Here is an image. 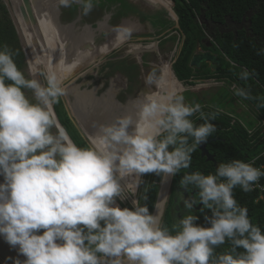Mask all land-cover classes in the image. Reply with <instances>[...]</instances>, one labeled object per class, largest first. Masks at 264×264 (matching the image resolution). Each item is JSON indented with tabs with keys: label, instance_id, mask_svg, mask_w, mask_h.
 Wrapping results in <instances>:
<instances>
[{
	"label": "clouds",
	"instance_id": "9594fccd",
	"mask_svg": "<svg viewBox=\"0 0 264 264\" xmlns=\"http://www.w3.org/2000/svg\"><path fill=\"white\" fill-rule=\"evenodd\" d=\"M73 3L88 15L95 0H58L60 7ZM203 24L212 31L218 23ZM156 29L152 34L161 33ZM209 54L190 56L189 63H215L217 54ZM14 55L0 46V239L16 252L13 264H264V230L234 196V189L250 192L264 176L253 162H219L207 174L185 171L175 203L183 204L184 214L173 211L175 222L162 225L160 180L171 182L191 167L192 154L216 131L215 113L187 103L151 73L145 84L157 91L134 100V113L99 124L80 146L50 110L65 95L63 69L26 77ZM237 75L247 81L251 74ZM174 77L191 86L203 81ZM232 93L264 107V96L254 97L247 86H233ZM147 175L161 177L152 211L147 186L138 195ZM189 190L196 195L185 196ZM225 244L228 249L218 252Z\"/></svg>",
	"mask_w": 264,
	"mask_h": 264
},
{
	"label": "trees",
	"instance_id": "16d2710c",
	"mask_svg": "<svg viewBox=\"0 0 264 264\" xmlns=\"http://www.w3.org/2000/svg\"><path fill=\"white\" fill-rule=\"evenodd\" d=\"M5 5L0 1V46L7 45L15 55L17 67L23 72L24 66V52L26 51L21 33L15 22L14 16L10 9L8 0H3ZM169 4V0H166ZM173 9L179 16L189 19L190 23L195 27L194 29L184 28L179 24V29L184 34L179 53L175 58L173 71L178 80H185L192 77H202L203 81H211L213 83L223 80L228 84V87L233 86H247L250 88L251 94L255 96H264V0H172ZM121 5H125L124 1ZM74 11V5L71 7ZM70 10V11H71ZM147 15H154V12ZM165 15V14H164ZM177 15V17H178ZM142 13L140 14V17ZM199 17L212 21L214 23H226L221 26V30L217 27L212 31H208L211 40L207 44L204 39L207 34L204 31V24H200ZM12 18V19H11ZM13 20V21H12ZM85 20H88L85 18ZM13 22L18 30L13 27ZM171 17L166 15V18L159 19L158 27L173 25ZM152 27L155 24L151 22ZM223 26V27H222ZM172 27V26H171ZM158 31V29H156ZM193 31V32H192ZM194 35L199 38V44L202 48H211L217 54L219 53L224 58H227V65L220 61L219 56L216 57V62H200L199 67H194L193 71L189 67L188 62L190 59L194 42L196 41ZM17 36H20L21 42ZM121 59L113 60L112 58L100 63L93 69V81L102 79L105 83L106 72L109 69L117 70L115 67ZM108 64L110 67H108ZM213 65V72L208 69V65ZM136 68V66L134 65ZM210 67V66H209ZM116 68V69H115ZM247 69L250 78L247 81H242L238 77V73ZM129 77V74L124 75ZM190 83H192L190 81ZM209 85V82L207 83ZM233 88V87H232ZM232 88L228 89L227 86H222V91L218 95L217 101L225 105L232 104L233 101L242 102L251 109L249 116L254 120L238 118L229 108L225 110L215 109L218 105L202 106V111L207 113H215V118L211 120L214 124L216 131L209 137V142H206L204 147L212 155L213 161L206 160L205 155L202 154L200 146L192 154V164L189 169L182 170L181 173L171 178L169 185V192L167 200L162 213V225L171 227L175 222L173 211L178 213V216L183 215L181 212L183 204L180 203L174 208L173 204L177 200V189L179 187L180 177L185 171H200L205 174L214 172L219 162H227L233 159H241L246 162H253L256 167L264 171V107L258 106L257 100H244L235 96L232 93ZM100 89H103L102 86ZM195 89V88H192ZM190 89V90H192ZM196 89H206V87H199ZM195 89V90H196ZM222 93V94H221ZM222 100V101H221ZM192 103H195L192 101ZM209 103V101H208ZM221 105V104H219ZM53 111L59 124L66 130L72 133L78 132L71 122L70 117L67 115L66 110L64 115L60 114V107H63L62 99L52 105ZM53 114V113H52ZM198 115V114H197ZM195 123H203L202 120L195 119ZM79 133V132H78ZM71 138V135H69ZM80 146H87L88 143L83 138V143H77ZM160 176L147 175L142 179L145 182L141 185L140 193H143L145 186L148 188V206L150 211L153 210V204L156 199L158 190V182ZM258 184H264V176L258 181ZM195 192L189 190L185 192V196L191 198L195 196ZM234 196L237 202L248 208L249 217L254 224L259 225L264 230V189H260L253 185L250 192H243L238 187L234 189ZM143 203V201H142ZM177 204V203H176ZM199 207V206H197ZM201 222L203 218L201 217ZM229 245L225 244L217 249V251L227 250Z\"/></svg>",
	"mask_w": 264,
	"mask_h": 264
},
{
	"label": "rangeland",
	"instance_id": "374dc122",
	"mask_svg": "<svg viewBox=\"0 0 264 264\" xmlns=\"http://www.w3.org/2000/svg\"><path fill=\"white\" fill-rule=\"evenodd\" d=\"M0 1L2 2V4L5 5L3 0ZM123 1L125 3L124 6L121 5V2ZM98 3H101V6L95 3L94 5L95 8L93 7L92 11L88 14V18H86L88 19L87 21H85V19H82V17L85 15H83L81 13V10H79L80 5L78 3H77L78 4L77 8L76 7L74 8L75 11L72 15H70L69 12L71 10V6L55 7L58 14L57 17L59 19V22L62 24H70V22L75 18V16L78 13L79 15L78 19L73 24L74 31H72L71 33L74 35V37L76 35L79 36L83 28L87 26L91 31L90 37L93 39V44H92L93 46H97L101 44L103 41L106 40V38L113 35L115 30H117L120 24H122L121 23L122 16L124 17L129 16L127 19L131 23V25H129V29H128L129 33H127V39L124 42H122L121 45L111 49L109 52L104 54L101 57V59H99L101 63L109 58L110 59L112 58L114 61L121 59V61L115 66L117 70L109 69V71L106 72L107 78H105V83H103L102 79L97 80L96 82L93 81L92 79L94 72L93 69L98 66V62L96 64L97 66L92 64L88 66L86 69L82 68L80 70H77L78 72L73 73L69 77L66 76V78L63 80V85L65 84L74 85L75 90L72 88L70 90L71 95L67 94L66 98L68 102L70 101L75 102L76 112L80 116V119L83 122L88 121L87 131H89L88 134L92 137L96 135L97 127L99 124L111 123L119 115L135 112V109L133 107L126 108L125 104L129 100L134 99L135 97L137 98L143 97V95H145L148 92L147 87L144 83L146 78L144 77H147L151 73H155L157 76L159 75V68L157 64H159L160 59L162 61H167L170 64V67L173 72V65H174L173 61L179 53L180 45L184 36V34L179 29V24H182L183 27L186 29L190 28L192 30L195 28L192 25V23H190L189 19L183 16L181 18V16H179L178 14H177L178 15L177 19H175L171 15L174 18L173 20L174 23L173 25H171L173 27L168 26L167 28L163 25L158 27L159 19L166 18V15L168 16L169 13L166 10L157 7L148 8L142 0H100ZM14 11L18 16L15 8ZM150 12H154V15L152 16L147 15L146 17L142 18L143 22L138 21V15H140L141 13L142 15L144 13L149 14ZM200 21L202 24L204 23V19H200ZM151 22L155 24V28H159L158 32L159 33L161 32L160 33L161 35L152 34L153 27L151 25ZM144 24L146 25V27L144 26ZM13 27L14 29H16V32H18L14 22H13ZM218 29L221 30L222 28H218ZM204 31L207 34L208 30H206L205 27H204ZM194 36H195L194 39L196 41L194 42L193 45L194 49L192 50L191 56L198 59V53L201 54L203 52H206L207 50H209L212 54L216 53L211 48H201L199 44V38L197 39V36L194 35L193 33V37ZM17 38L21 42L20 36H17ZM207 38L210 37L207 35ZM64 40L68 41L67 38L65 37V34H64ZM153 43H155V45ZM149 44H152V47H148L147 45ZM134 46H138L140 51L132 52L130 48ZM212 54H209V56L213 57L214 55ZM24 55H25V64L23 66V73L25 74L26 77L28 75L30 77V72L28 73V71H29V63H31V58L29 57L27 51L24 52ZM217 56H219L220 61H222L223 64L227 65V60L222 55L218 53ZM74 58H77V53H73V59ZM41 60H44V56ZM134 65L136 66V68L134 67ZM188 65L193 71L194 65L190 64L189 62ZM195 66H198V64ZM108 67H110L109 64ZM207 67L209 71L212 73L213 65L209 64ZM42 71H44V69L40 66L38 72H42ZM126 74H129V77H125L124 75ZM114 78H118V79L116 80ZM195 81L196 84L192 86L185 85L182 83L183 89L179 91L182 95H184L187 103H192V101L197 103V101H199L201 104H203L204 107L206 105L208 106L212 105L211 103H213V105H218L215 108L217 110L222 109L226 111V108H229L230 112H232L238 118L241 117L246 121L247 119H250L251 121L254 120L253 117L249 116L248 113L251 112V109L247 107L245 104H243L241 101L240 102L233 101L232 104L227 106L225 105V101H223L222 103H219L217 101L218 99L217 97L222 91L221 90L222 86H227L228 89H231L233 85L228 87V84L225 83L223 80L217 81L215 83L211 81H202V84L200 83L201 82L200 79H196ZM208 82L210 86H207ZM101 86L103 89H100ZM94 87H96L95 88L96 91L94 94L93 93L91 94L89 90ZM199 87H206V89H196ZM192 88H195L196 90ZM94 95L98 96L99 99H97ZM62 98L63 97H61V99ZM117 101H119L123 105L119 104L120 105L119 106L115 104V102ZM62 102L64 108L67 111L66 108L67 106L63 101V99ZM64 108L63 107L59 108L61 115L65 114ZM102 110H107L109 112H112L113 116H110L108 120L101 119L100 121H96L97 118L101 115L99 113ZM69 112H67V115L71 116V122L79 133L78 132L77 134L72 133L71 131L74 132L72 128L71 131H67V133L71 135V139L75 143H79V142L83 143V138L86 140V142L89 143V140L86 138L81 128L77 124L78 122H76L74 116ZM166 200H167V196L164 205L166 203ZM173 206L174 208H176L175 203L173 204ZM183 211L184 209H182L181 212ZM176 216H178V214Z\"/></svg>",
	"mask_w": 264,
	"mask_h": 264
},
{
	"label": "bare ground",
	"instance_id": "6f19581e",
	"mask_svg": "<svg viewBox=\"0 0 264 264\" xmlns=\"http://www.w3.org/2000/svg\"><path fill=\"white\" fill-rule=\"evenodd\" d=\"M142 1L145 5L164 9L168 11L175 19L178 18L176 13L174 12V9L172 8L171 0H169L170 4L166 0ZM8 3L18 29L21 33L26 51L31 58V63H29L30 73H38L40 66L44 69V71L48 68L58 66L63 69V72L61 74L65 77H69L73 73L78 72L77 70H80L82 68L86 69L92 64L96 65L98 60L101 59L104 54L109 52L112 48L121 45L122 42L127 39V33H129L128 26L131 25V23L124 20L122 26L117 29L118 31H116L115 35L106 38V40L101 44L93 46V39L88 41L85 39H81L77 35L74 37V35L71 33L73 31L71 23L62 24L59 22V19L57 17L58 14L55 8L58 6V0H8ZM13 5L18 16L14 11ZM64 34L68 41L64 40ZM28 42L30 43L31 47ZM147 46L152 47V44H149ZM130 49L132 50V52L140 51L138 46L131 47ZM73 53H77V58L73 59ZM43 56L44 60H41ZM157 65L159 68L158 77L162 78L161 83L165 86L181 91L183 89V85L175 79L170 64L167 61H162L160 59L159 64ZM38 78L41 79V77ZM118 78L114 79L117 80ZM63 87L65 88V95H63V98L67 109L68 111L70 110L69 113L74 116L83 134L90 141L92 139V136H90L88 134L89 131H87L88 121L83 122L80 119V116L76 112L75 102H68L66 98L67 94L71 95L70 90L72 88L75 90V87L72 84H65L63 85ZM146 87L148 91L147 93L157 91V89H155L154 87ZM136 98L137 97H135L134 99ZM134 99L129 100L125 104V107H133L136 110L137 105L133 103ZM115 104L119 105L120 103L115 102ZM50 110L52 112V109ZM99 114L101 115L97 118L96 121H100L101 119L108 120L110 116H113L112 112H109L107 110H102ZM169 182L170 179L167 182L163 181L162 179L160 181V189L157 201L159 200L162 202L161 212L163 211L162 209L167 196ZM0 264L6 263L0 261Z\"/></svg>",
	"mask_w": 264,
	"mask_h": 264
},
{
	"label": "water",
	"instance_id": "95a60500",
	"mask_svg": "<svg viewBox=\"0 0 264 264\" xmlns=\"http://www.w3.org/2000/svg\"><path fill=\"white\" fill-rule=\"evenodd\" d=\"M148 8H154V7H152V6H149V5H146ZM72 24V23H71ZM98 63H100V60L98 61ZM96 87H94V88H92V89H90L89 91H90V93L92 94H94L95 93V91H96V89H95ZM97 99H99L98 98V96H96V95H94ZM51 109H52V115H53V118L55 119V121L59 124V122H58V120H57V118H56V116H55V113H54V111H53V108H52V106H51ZM60 125V124H59ZM61 126V125H60ZM62 127V126H61ZM210 139L211 138H208L207 139V142H209L210 141ZM204 145H205V143H203V144H201L200 145V148H201V151H202V154L203 155H205V159L206 160H210V161H213V157H212V155L210 154V153H208L207 152V150L205 149V147H204ZM17 258V254H16V252L15 251H13V250H11L10 248H9V246L2 240V239H0V261H3V262H5L6 264H13V261L15 260ZM21 259H23L22 257H21Z\"/></svg>",
	"mask_w": 264,
	"mask_h": 264
},
{
	"label": "flooded vegetation",
	"instance_id": "af4514ba",
	"mask_svg": "<svg viewBox=\"0 0 264 264\" xmlns=\"http://www.w3.org/2000/svg\"><path fill=\"white\" fill-rule=\"evenodd\" d=\"M100 1V0H95V3L96 4H98L99 6H101V3H98V2ZM72 5H74V8L76 7L77 8V6H78V4L77 3H73ZM72 5H71V7H72ZM73 8V9H74ZM95 8V7H94ZM72 9V8H71ZM79 10H81V8L79 7ZM74 11H75V9H74ZM74 11H73V13H74ZM69 12H72V10L71 11H69ZM79 12V11H78ZM73 13H70V15H72ZM78 13H77V15L75 16V18L70 22V23H72V28H73V24L76 22V20L78 19ZM126 16V15H125ZM129 17V16H128ZM128 17H124V16H122V22L121 23H123V21L126 19L127 21H128ZM145 17V15H142L141 17H140V15H138V19L139 20H141V22H143V20H142V18H144ZM85 18H88V15H85V16H83L82 17V19H85ZM121 20V19H120ZM85 21H87V20H85ZM129 22V21H128ZM226 22H224V23H221V24H215V25H211L210 27H209V29H213L214 27H216V26H218L217 28H221V26L220 25H223V24H225ZM227 24V23H226ZM228 25V24H227ZM144 26L146 27V25L144 24ZM223 27V26H222ZM73 31H74V28H73ZM90 35H91V31L89 30V28L87 27V26H85L84 28H83V30L80 32V34H79V36L78 37H80L81 39H85V40H88V41H90V40H92V38L90 37Z\"/></svg>",
	"mask_w": 264,
	"mask_h": 264
},
{
	"label": "built area",
	"instance_id": "2783aa9c",
	"mask_svg": "<svg viewBox=\"0 0 264 264\" xmlns=\"http://www.w3.org/2000/svg\"><path fill=\"white\" fill-rule=\"evenodd\" d=\"M256 187L260 188V189H264V184L260 185V184H256Z\"/></svg>",
	"mask_w": 264,
	"mask_h": 264
},
{
	"label": "crops",
	"instance_id": "0c3cea01",
	"mask_svg": "<svg viewBox=\"0 0 264 264\" xmlns=\"http://www.w3.org/2000/svg\"><path fill=\"white\" fill-rule=\"evenodd\" d=\"M126 22H128V21L126 20ZM129 23H130V22H129ZM23 60H24V63H25V55H24V59H23ZM25 73H26V72H25ZM173 217H175V216H173Z\"/></svg>",
	"mask_w": 264,
	"mask_h": 264
}]
</instances>
